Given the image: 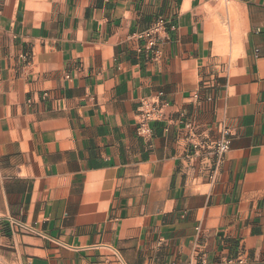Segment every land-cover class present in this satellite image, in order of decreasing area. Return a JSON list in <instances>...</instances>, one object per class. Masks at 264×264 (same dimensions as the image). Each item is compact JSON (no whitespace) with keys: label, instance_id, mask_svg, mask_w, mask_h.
Returning a JSON list of instances; mask_svg holds the SVG:
<instances>
[{"label":"crops","instance_id":"obj_1","mask_svg":"<svg viewBox=\"0 0 264 264\" xmlns=\"http://www.w3.org/2000/svg\"><path fill=\"white\" fill-rule=\"evenodd\" d=\"M0 264H264V0H0Z\"/></svg>","mask_w":264,"mask_h":264},{"label":"built area","instance_id":"obj_2","mask_svg":"<svg viewBox=\"0 0 264 264\" xmlns=\"http://www.w3.org/2000/svg\"><path fill=\"white\" fill-rule=\"evenodd\" d=\"M175 27L163 19L156 20L146 30L137 32L133 38L139 43L137 52H145L154 59L159 56L158 45L161 40L168 38ZM195 99L198 95L193 96ZM167 103L162 99L161 94L154 96L152 102H142L138 111V121L136 125L137 134L140 137H149L151 134V124L162 120L165 116ZM180 125L186 130L191 141V150L197 153L205 147L204 139L197 137V128L189 120H180ZM230 132L221 129L215 142L212 144V155L219 161L229 151ZM201 139V140H200ZM26 229H29L25 227Z\"/></svg>","mask_w":264,"mask_h":264}]
</instances>
